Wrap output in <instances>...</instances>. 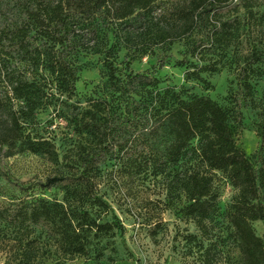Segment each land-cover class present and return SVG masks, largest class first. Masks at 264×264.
<instances>
[{"label":"rangeland","instance_id":"rangeland-1","mask_svg":"<svg viewBox=\"0 0 264 264\" xmlns=\"http://www.w3.org/2000/svg\"><path fill=\"white\" fill-rule=\"evenodd\" d=\"M231 3L237 4L236 0ZM33 7L32 0H0V29L19 25ZM184 8L186 3L182 0H156L153 22L161 21L170 29L172 37L152 48L141 42L121 46L111 33L110 27L115 28V24L104 16L96 18L97 35L85 31L79 38L77 54L71 57L72 65L77 69V81L74 94L70 96L59 89L55 76L43 67L41 58L32 62L18 56L6 61L10 80L6 77L0 83V95L5 105L0 111V204L22 197L24 193L19 191V186L28 187L30 193L47 201L62 202L60 190H41L40 184L55 175H79L83 159L98 150L100 144L104 145L103 138L95 133L97 130L102 133L111 121L126 115L123 98L113 85L120 86L128 74H151L156 70L160 91L184 87L188 93L207 96L230 108L239 91L237 76L240 69L251 55H258L261 58L257 70L259 77L253 81L252 96L247 99L246 106L240 108L245 129L237 126L233 118L229 123L236 146L247 156L258 148L259 140L250 125L256 120L257 106L264 103L263 9H257L255 18L248 20L241 9L231 13L230 18H238L243 23L223 54L204 57L203 62L202 55L192 49L195 43L208 39V23L226 15L214 19L198 10L190 21L183 16L182 11H187ZM109 51L113 58L107 60ZM211 60H220V64L217 73L202 75L208 86L185 80L186 68L175 65L179 61L204 65ZM109 64L115 72L114 83L108 80ZM17 80L31 83L41 97L38 109L19 124L22 135L44 143L43 149L36 154L20 145V133L13 135L11 132L10 113L22 107L11 93ZM141 96L147 97L146 92L141 91L135 98ZM192 143L196 145V141ZM111 149L110 155L90 178L94 193L109 205L123 229L121 237L108 236L101 241L103 257L95 260L94 251L87 257H64L40 230L28 237L22 236L0 221V264H26L22 246L31 239L34 240L32 246L38 249L31 264H202L199 245L205 247L210 241L217 242L221 253L214 264H243V257L230 236L232 229L227 220L238 190L225 175L208 170L194 155H187L176 167L162 174L155 175L151 169H142L140 173L126 171L127 156L124 157L116 147ZM194 172L212 177L217 209L215 215L204 222L212 236L208 242L194 221L181 212L188 203L186 177ZM92 217L109 221L110 214L94 208ZM251 226L264 242V222L255 221ZM188 235L194 236L195 240L187 242Z\"/></svg>","mask_w":264,"mask_h":264},{"label":"trees","instance_id":"trees-1","mask_svg":"<svg viewBox=\"0 0 264 264\" xmlns=\"http://www.w3.org/2000/svg\"><path fill=\"white\" fill-rule=\"evenodd\" d=\"M33 10L19 25L0 29V83L10 80L6 61L21 57L32 61L41 58L44 68L54 76L59 89L68 96L74 94L77 69L71 57L76 55L82 34L87 31L97 35L94 21L104 16L115 24L111 33L123 47L141 42L149 47L172 37L170 29L161 21L153 22L152 14L156 0H32ZM187 11L183 16L192 21L193 15L201 10L207 17L216 19L208 23V39L195 43L193 52L214 58L223 54L228 43L234 38L243 20L230 18L231 13L243 10L246 19H254L256 10L262 8L264 0H182ZM112 49V47H111ZM218 49V52L216 51ZM113 58L110 51L107 60ZM258 55H251L237 76L238 93L232 99L234 106L225 108L207 96H200L183 87L179 90L167 88L159 90L160 79L156 70L151 74H128L120 85H113L124 103V117L111 121L102 133L103 138L93 154L83 159V169L77 176L55 175L45 179L40 189L62 192V202L47 201L30 193L28 187L19 186L24 195L7 204H0V221L20 235L29 236L40 230L44 237L57 246L64 257H87L94 251V259L103 257L102 240L108 236H122V227L109 205L94 193L91 176L98 166L110 155L111 148H118L126 158V171L140 173L151 169L157 174L176 167L187 155H194L199 163L210 171L220 172L238 190V196L231 205L227 220L232 229L230 236L237 245L243 264H264V242L255 235L251 223L264 222V103L257 106L256 120L250 130L259 140L258 148L247 156L234 141L229 127L230 119L242 129L240 108L252 96L253 81L259 77L261 64ZM164 67V65H161ZM220 60L207 64L184 61L175 63L186 68L184 78L207 85L203 74L213 75L219 71ZM108 80L115 82L114 70L109 64ZM141 91L147 97L136 99ZM12 98L20 101L22 107L10 113L11 132L19 134L20 145L30 153L43 149L42 142L32 141L22 135L20 121L26 120L38 109L41 97L31 83L17 80L11 88ZM0 95V111L4 109ZM109 139V140H108ZM193 141L196 145L193 146ZM188 203L181 209L187 218L194 221L201 236L207 242L212 239L207 225L216 213L215 195L212 192V177L198 172L186 177ZM109 213V221H99L92 217V210ZM187 242L195 237L188 235ZM34 240L22 246V257L26 264L36 258ZM200 244V243H199ZM99 245V247H98ZM216 241L203 247L199 245L201 263L214 264L221 255ZM218 257V258H219Z\"/></svg>","mask_w":264,"mask_h":264}]
</instances>
